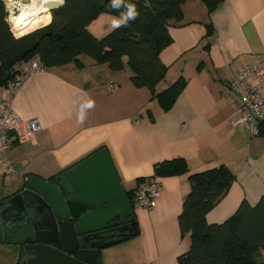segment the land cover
Segmentation results:
<instances>
[{
    "label": "crops",
    "instance_id": "crops-1",
    "mask_svg": "<svg viewBox=\"0 0 264 264\" xmlns=\"http://www.w3.org/2000/svg\"><path fill=\"white\" fill-rule=\"evenodd\" d=\"M182 12L181 20H169L172 43L161 52L168 70L156 91L181 76L186 79L167 111L148 88L134 86L127 57L124 69L114 70L82 55L81 65L50 67L29 78L15 95L7 85L0 87V101H11L17 115L35 117L41 125L30 141L8 151L14 172L0 168V212L10 213L0 224V264H17L23 252V244L10 239L16 222L10 220V205L18 206L11 198L26 178L49 179L102 148L127 190L142 185L167 159L185 158L190 172L227 165L236 180L207 214L209 223L229 219L243 200L255 205L264 198V134L252 136L246 125H233L237 111L221 94L222 85L251 64L261 66L264 94V0H223L213 12L202 0H187ZM121 16L102 13L89 29L103 36ZM6 179L9 184L2 189ZM158 180L157 206L134 208L138 234L122 247L101 249L99 264H180L191 243L179 224L191 190L189 173L159 175Z\"/></svg>",
    "mask_w": 264,
    "mask_h": 264
},
{
    "label": "trees",
    "instance_id": "trees-1",
    "mask_svg": "<svg viewBox=\"0 0 264 264\" xmlns=\"http://www.w3.org/2000/svg\"><path fill=\"white\" fill-rule=\"evenodd\" d=\"M186 1L122 0L116 7L113 0H64L62 5L36 18H29L39 23L17 38L8 19L7 4L5 0H0V87L7 85L19 72L21 64L34 56H39L50 68L71 62L81 65L80 56L86 55L93 63H107L114 70L124 69V57H127L133 71L131 81L134 86L148 88L153 99H157L161 108L167 111L183 91L186 79L181 76L166 89L156 91V86L168 70L161 59V52L172 43L168 22L171 19L181 20L182 5ZM202 1L213 12L223 0ZM130 4L135 5L139 13L136 19L128 20L126 25L100 37L89 29V25L102 13L122 15ZM49 14L51 22H46ZM23 30L22 27L19 31ZM59 35H62V39ZM37 41V49L23 57V51ZM7 73L8 79L3 81ZM259 129V135L264 134V120L259 123ZM63 172L49 180L54 181ZM187 173L191 190L185 198L179 224L183 233H190L191 243L179 257V263L264 264V198L255 205L243 200L229 219L222 223H209L207 214L227 194L236 180V174L225 164L190 172L183 157L158 162L154 171L156 176ZM133 191L126 189L133 212L127 215L123 223L130 222L133 231H123L117 236L131 237L139 232L132 201ZM70 206L75 220L87 210L80 204L71 203ZM22 255L23 252L17 264L21 263Z\"/></svg>",
    "mask_w": 264,
    "mask_h": 264
},
{
    "label": "water",
    "instance_id": "water-1",
    "mask_svg": "<svg viewBox=\"0 0 264 264\" xmlns=\"http://www.w3.org/2000/svg\"><path fill=\"white\" fill-rule=\"evenodd\" d=\"M63 3L60 0L44 4L50 9ZM62 39V35H59ZM39 41L23 51V57L34 52ZM9 73L3 78L8 79ZM18 202L12 207L11 240L35 252L28 264H99L101 249L127 241L130 235H114L93 239L112 224H123L133 208L115 164L106 148L67 169L55 180L29 175L21 189L11 198ZM80 204L87 210L74 219L70 204ZM15 208V209H13ZM9 209L1 210V222L9 218ZM37 215L36 221L34 218ZM42 230L37 232L36 228ZM132 233V226L128 228ZM8 233L6 231L5 235ZM60 243L61 248L46 244ZM7 237V236H6ZM37 240L36 243L33 241ZM40 240V241H39ZM48 240V241H49Z\"/></svg>",
    "mask_w": 264,
    "mask_h": 264
},
{
    "label": "built area",
    "instance_id": "built-area-1",
    "mask_svg": "<svg viewBox=\"0 0 264 264\" xmlns=\"http://www.w3.org/2000/svg\"><path fill=\"white\" fill-rule=\"evenodd\" d=\"M12 25V24H11ZM48 70L39 56L24 61L19 72L7 83L15 95L32 76ZM262 71L259 64L247 65L221 87V94L237 111L233 125L244 124L252 136L259 135V123L264 120V94L261 91ZM114 90V83L109 84ZM41 131L37 118L23 119L14 112L11 101H0V168L5 173L14 172L8 151L15 144L30 141ZM158 176L152 175L132 194L134 207L151 210L160 197ZM155 264V263H154Z\"/></svg>",
    "mask_w": 264,
    "mask_h": 264
},
{
    "label": "clouds",
    "instance_id": "clouds-1",
    "mask_svg": "<svg viewBox=\"0 0 264 264\" xmlns=\"http://www.w3.org/2000/svg\"><path fill=\"white\" fill-rule=\"evenodd\" d=\"M8 10L11 12L14 8L20 9V15L16 16L15 14L9 16V22L12 24L13 35L19 38L24 35L27 31H31L32 28L36 27L39 23L38 21L31 20L29 17H33L37 15L38 11L47 12L48 10L43 7L44 4L48 2V0H31L30 4L24 5L21 0H5ZM61 3L64 0H60ZM37 3H39V8L37 9ZM122 3V0H113V5L118 7ZM139 13L136 10V6L133 4L128 5L127 11L122 13L120 19H113L111 22L112 28H119L121 25H126L128 20H134L138 17ZM46 22H51V16L47 17ZM31 25V27H28ZM24 28L23 31H17V29ZM92 102H89V107H92ZM84 115L80 114V122H83Z\"/></svg>",
    "mask_w": 264,
    "mask_h": 264
},
{
    "label": "flooded vegetation",
    "instance_id": "flooded-vegetation-1",
    "mask_svg": "<svg viewBox=\"0 0 264 264\" xmlns=\"http://www.w3.org/2000/svg\"><path fill=\"white\" fill-rule=\"evenodd\" d=\"M36 219H37V215H36V217L34 218V221H36ZM118 228H121V230L123 231H125V227H124V225L123 224H120V223H117V224H110L109 226H108V228L107 229H105L104 231H101V232H99V233H97V234H95V235H92L93 236V239H102V238H104V237H109V236H114V235H118V234H116L117 233V231H116V229H118ZM42 229L40 228V227H37L36 228V231L37 232H39V231H41ZM120 233H123V232H121V231H119ZM38 238L39 239H45L46 237L45 236H43V235H38V236H36L35 237V239H37L38 240ZM34 239V241H33V243H36L37 242V240H35ZM40 241V240H39ZM42 243H46V244H52V245H54V246H57V247H60L61 248V244L60 243H55V242H53V241H50V242H42ZM29 245H31V244H29V243H24L23 244V246L24 247H27V246H29ZM32 254H31V257H33L34 258V256H35V252L34 251H30ZM27 262H29V260H27Z\"/></svg>",
    "mask_w": 264,
    "mask_h": 264
},
{
    "label": "rangeland",
    "instance_id": "rangeland-1",
    "mask_svg": "<svg viewBox=\"0 0 264 264\" xmlns=\"http://www.w3.org/2000/svg\"><path fill=\"white\" fill-rule=\"evenodd\" d=\"M21 2L24 4V5H28V4H30V2H29V0H21ZM18 10H19V8H14L11 12L9 11V16L10 15H12L13 13H16V12H18ZM44 11H41L40 13H43ZM40 13H39V15H40ZM38 15V16H39ZM36 18V17H35ZM45 25V24H44ZM44 25H41V26H44ZM40 26V27H41ZM20 29H17V31H19ZM28 32V31H27ZM26 32V33H27ZM9 184V182L7 181V179L3 182V188L2 189H5V186H7ZM2 189H1V191H2ZM5 192V191H4ZM130 222H126L125 223V225H124V227L126 228V231H124V232H126V233H129L130 232V230L128 229L129 227H130ZM133 226V225H132ZM119 231H121V232H123L122 230H121V228H118L117 229V233L116 234H119L120 232ZM123 232V233H124ZM124 243H126V241H124V242H121V243H118V244H115V245H118V247H122V246H119V245H123ZM31 252H30V250L29 249H27L26 247H24L23 246V255L21 256V263L20 264H28V262H27V260H31V259H33V257H31Z\"/></svg>",
    "mask_w": 264,
    "mask_h": 264
},
{
    "label": "bare ground",
    "instance_id": "bare-ground-1",
    "mask_svg": "<svg viewBox=\"0 0 264 264\" xmlns=\"http://www.w3.org/2000/svg\"><path fill=\"white\" fill-rule=\"evenodd\" d=\"M48 1H56V0H48ZM29 2H31V0H29ZM38 8H39V3H37V9H38ZM44 8H48L47 10L50 9L49 7H45V6H44ZM40 12H41V11H38L36 16L29 17V18H35V17H37V16L39 15ZM13 14H15L16 16H19V15H20V9L18 10V12L13 13ZM13 14H12V15H13Z\"/></svg>",
    "mask_w": 264,
    "mask_h": 264
}]
</instances>
